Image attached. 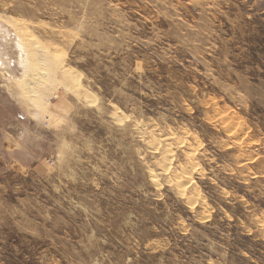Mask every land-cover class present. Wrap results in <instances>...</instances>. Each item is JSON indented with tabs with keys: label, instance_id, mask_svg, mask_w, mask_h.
Segmentation results:
<instances>
[{
	"label": "rangeland",
	"instance_id": "374dc122",
	"mask_svg": "<svg viewBox=\"0 0 264 264\" xmlns=\"http://www.w3.org/2000/svg\"><path fill=\"white\" fill-rule=\"evenodd\" d=\"M0 62V264H264V0H0Z\"/></svg>",
	"mask_w": 264,
	"mask_h": 264
},
{
	"label": "bare ground",
	"instance_id": "6f19581e",
	"mask_svg": "<svg viewBox=\"0 0 264 264\" xmlns=\"http://www.w3.org/2000/svg\"><path fill=\"white\" fill-rule=\"evenodd\" d=\"M17 40H18V38H17ZM20 41H21V40L19 39V40H18V47H19L20 49H24V48H23V45H22V43H21ZM14 42H15V41H14ZM16 42H17V41H16ZM16 44H17V43H16ZM16 44L14 43L15 46H16ZM16 47H17V46H16ZM19 48H18V49H19ZM38 50H39V49H38ZM38 50H36V51L38 52ZM19 51H20V50H19ZM21 51H22V50H21ZM21 51H20V52H21ZM42 55H43V52H42ZM22 58H23V55H20V59H22ZM0 65H1V62H0ZM20 65L23 66L24 64L20 63ZM26 65H27V62H26ZM168 155H169V154H168Z\"/></svg>",
	"mask_w": 264,
	"mask_h": 264
}]
</instances>
